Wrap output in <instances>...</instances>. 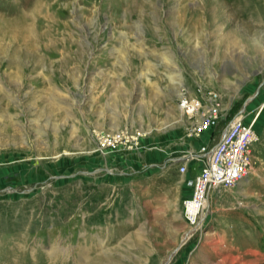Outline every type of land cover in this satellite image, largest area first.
<instances>
[{
  "label": "rangeland",
  "instance_id": "374dc122",
  "mask_svg": "<svg viewBox=\"0 0 264 264\" xmlns=\"http://www.w3.org/2000/svg\"><path fill=\"white\" fill-rule=\"evenodd\" d=\"M210 109L256 140L191 225ZM166 262L264 264V0H0V264Z\"/></svg>",
  "mask_w": 264,
  "mask_h": 264
},
{
  "label": "built area",
  "instance_id": "2783aa9c",
  "mask_svg": "<svg viewBox=\"0 0 264 264\" xmlns=\"http://www.w3.org/2000/svg\"><path fill=\"white\" fill-rule=\"evenodd\" d=\"M180 107L186 115H194L200 111L201 102L184 95L180 99ZM202 118L201 131L212 129L218 125L222 115L210 109ZM256 140L253 123L245 121L243 116H236L226 132L211 149L201 147L199 152H191L195 160L202 161L198 174L189 177L187 185L192 188L190 197L183 199L184 216L191 225L198 223L203 213L204 202L212 191L237 188L249 175L252 161V147ZM188 162H180L179 172L186 174Z\"/></svg>",
  "mask_w": 264,
  "mask_h": 264
},
{
  "label": "crops",
  "instance_id": "0c3cea01",
  "mask_svg": "<svg viewBox=\"0 0 264 264\" xmlns=\"http://www.w3.org/2000/svg\"><path fill=\"white\" fill-rule=\"evenodd\" d=\"M196 98H198V97H196ZM223 111V110H222ZM209 112H211V110H209ZM224 112V111H223ZM220 121H221V119H220ZM219 124V123H218ZM217 128V126L216 127H214V128H212V129H209V130H207V131H204L203 133H206V135L205 136H202L201 137V139H200V141H201V146L200 147H203V146H206L207 148H208V150H211L216 144H217V142L220 140V138L224 135V133L226 132V129H224V130H222V131H220V132H218L217 134H214L213 136L211 135L212 134V131H215V129ZM178 159H182V161H179V163L180 162H183V158H181V157H177L175 160H178ZM198 161V160H197ZM188 166H189V163H188ZM192 166V164H190V167ZM190 171V170H189ZM194 175H190V176H188L187 178H186V181H187V179L189 178V177H193ZM186 185H187V183H186ZM188 186V185H187ZM190 187V186H189ZM238 188V187H237ZM190 189H191V193H192V188L190 187ZM210 194H212V195H210V196H213V194H214V192H211ZM209 196V197H210ZM187 197V196H186ZM209 197H208V199H209Z\"/></svg>",
  "mask_w": 264,
  "mask_h": 264
},
{
  "label": "bare ground",
  "instance_id": "6f19581e",
  "mask_svg": "<svg viewBox=\"0 0 264 264\" xmlns=\"http://www.w3.org/2000/svg\"><path fill=\"white\" fill-rule=\"evenodd\" d=\"M180 109H181V107H180ZM181 111H182V114H183V115H186V112L183 111V109H181ZM187 116H188V115H187ZM191 158H192V157H191ZM209 205H210V203H209L208 198H207V200L204 202V208H203V211H204V212L208 209Z\"/></svg>",
  "mask_w": 264,
  "mask_h": 264
},
{
  "label": "water",
  "instance_id": "95a60500",
  "mask_svg": "<svg viewBox=\"0 0 264 264\" xmlns=\"http://www.w3.org/2000/svg\"><path fill=\"white\" fill-rule=\"evenodd\" d=\"M176 161L179 162V161H182V159H178V160H176ZM165 264H167V262H166Z\"/></svg>",
  "mask_w": 264,
  "mask_h": 264
}]
</instances>
